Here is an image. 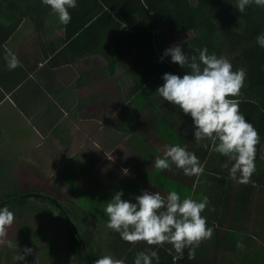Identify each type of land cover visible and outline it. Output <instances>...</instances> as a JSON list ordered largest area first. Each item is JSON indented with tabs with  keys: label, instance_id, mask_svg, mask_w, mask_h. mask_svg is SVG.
<instances>
[{
	"label": "trees",
	"instance_id": "obj_1",
	"mask_svg": "<svg viewBox=\"0 0 264 264\" xmlns=\"http://www.w3.org/2000/svg\"><path fill=\"white\" fill-rule=\"evenodd\" d=\"M234 2L235 0H233ZM233 3L231 0H77L76 7L69 9L71 20L67 25L62 24L61 42L49 37L50 50H57V52L44 50L45 56L41 57L43 54L40 53L38 58H34L36 61L33 63H31L33 60H25L23 57V60H20V66L11 70L7 68V75L14 77L18 73L31 76L33 72L38 71L40 61L47 59L50 61L53 58L56 62L58 57L63 58L67 55H71L73 62L85 64L86 61L88 63L89 58L94 55H89L90 49L96 48V44L102 41L105 45L96 49L100 50L101 56L105 55L109 59V74L115 75L118 66L122 64L126 75L129 74L133 78L127 102H124L117 114L113 116L115 117L113 125L116 124L121 131H125L129 137L128 142L134 144L132 148L137 157L133 158L132 156L129 159V162L131 161L130 168L134 172H140L142 168H139V163H154V159L152 161L151 159L155 146H152L149 137L155 134L165 139L168 144L179 143L186 146L188 150L195 152L202 163L206 162V166H208L206 174L220 173L218 175L221 178L225 173L228 174V169L223 167L225 163L230 165L227 157L215 152L211 144L207 148L197 144L193 140L191 117L172 103L166 100L161 102V98L155 93L157 86L163 83L161 77L164 72L182 75L188 70L170 60L164 58L160 60L161 55L157 51L156 42L162 40L161 35H168L169 38L176 41V44H181L188 55H198L197 50L206 46L209 52H215L217 55H223L230 59L233 70L242 68L246 76L240 90L239 111L252 123L259 135L254 161L255 170L248 183H238L231 178V187H229L225 180L223 181L215 175L218 179L217 183L209 184L212 185L214 193L212 200L217 201L216 208H224L221 200L228 194L231 195V199H234L231 202V224L229 223V227L232 232L235 231L232 241L236 248V240L244 231L242 218L245 216V212L252 213L258 198L264 200V48L259 47L255 40L256 35L264 31V8L250 4L241 13L235 9ZM51 13L49 7L42 5L40 0H19V2L0 0V50L4 53V48L1 45L13 34L16 27L20 26L22 20L16 17H26L38 24L40 19L50 20L48 14ZM40 23L37 25L38 28H40ZM40 29H46V27L41 25ZM45 34L48 37L47 33ZM113 47H118L120 50H115ZM21 52H25V49L21 48ZM88 69L86 70L88 71ZM47 74L48 72L43 76ZM21 77L16 79V82H21ZM96 98L95 96L85 97L82 102L95 101ZM145 108H148L149 113L144 117L141 113ZM53 125L59 129L60 125ZM186 127L188 128L187 133L184 132ZM157 155H162V152L158 151ZM77 158L83 160L88 158L91 161L92 165L89 171L83 163L76 161ZM96 160V156L82 152L76 155L71 162H66L63 167H60L57 175L62 181L68 183V189L71 191L77 183L75 177L81 181L89 179L88 176L92 173ZM215 160L222 161L223 164L217 163ZM75 163L78 164V168L76 171L74 169L72 171L71 167ZM146 167V172L153 175V183L164 191L174 189L181 193L185 189L193 188L197 182L195 181L196 176H185L174 165L170 169H159L155 173H152V167L150 169ZM3 173L6 171L0 172V182L4 181V176L1 175ZM164 175L171 177V180L175 179V183L164 179L166 178ZM53 179H55L54 176ZM70 181L75 183L69 184ZM128 181H132V179L124 177L116 181V185H119L118 187L124 189L123 193H126L123 194L122 199H134L135 195L141 192L140 186L137 191V187L128 184ZM182 185L183 188H178ZM77 189L76 194L77 191L82 192L92 202V205L96 203L95 207H99V209L102 208V204H98L99 200L107 202L108 198L103 199L102 197L103 192L100 194V191L95 190L94 187L81 188L80 185ZM199 189L202 190V188ZM60 193L31 186L24 189L19 186L0 194V206L6 204L11 210L16 206L25 207L31 198L53 204L65 223V229L62 228L63 238L60 240L55 237L49 244L44 245L42 242L46 241V234L42 228L32 231V233L22 230L21 245L28 241L34 245L33 250L41 249L49 254L50 264H52V254L58 255L57 260L61 257L60 251H55L53 248V243L57 242L56 246L59 247L66 245L68 254L72 245L80 262L92 264V261L95 260L97 247L92 244L94 238L87 232L88 223L84 228L86 237L90 240H86L76 224V215L73 210V203L76 201L70 199L63 202L59 196ZM186 195L188 193L181 198ZM72 197L74 198V195ZM80 210H82L83 217L88 218L91 215L81 208ZM227 217L228 211L224 209V212L220 213L218 217L221 225L225 221L228 222ZM106 221L107 217L103 214V221L101 220L99 224L102 225L100 228L103 231L102 241H105L103 243L108 248L107 253L115 258L125 260L126 264H132L135 253L145 248V242L139 240L130 243L122 240L118 233L106 227ZM97 222L96 220V224ZM206 224L214 227L215 222L213 218H210L206 220ZM220 228L221 226H218L216 230ZM256 229L260 231L263 243L255 246L250 252L251 254L248 253L247 256L252 264H264V214L260 226H256ZM64 238L65 240H63ZM39 243L41 244L39 245ZM99 244L102 247V244ZM148 247L157 250L160 264H196V261H190L186 254H183L181 259L173 261V254L169 253L167 249L157 245ZM238 250H240L239 247ZM44 257L45 255L42 256V260ZM31 261L28 257L21 264H33ZM37 262L38 260L34 264ZM61 262L62 260L59 264ZM231 264L237 263L234 261Z\"/></svg>",
	"mask_w": 264,
	"mask_h": 264
},
{
	"label": "rangeland",
	"instance_id": "obj_2",
	"mask_svg": "<svg viewBox=\"0 0 264 264\" xmlns=\"http://www.w3.org/2000/svg\"><path fill=\"white\" fill-rule=\"evenodd\" d=\"M13 2H19V0H13ZM48 15L50 20L44 18V21L43 19H40L38 22L39 24L41 21H43L40 23V25H43L46 27V29L38 28V24H32L29 22V19H27V21L22 20L20 23V27L22 26L19 29L20 34L21 32L26 31L27 35V26L37 27L35 31H32V34L27 35V37L30 36L31 39L25 49V52L27 50V58H25V60H33L31 63L36 61V59L34 60L36 55L42 53L43 55L41 57L45 56L46 53L41 52L42 50L47 52L48 49L50 50V45L48 44V40L50 38L58 39L63 34L62 27L60 26L62 24L59 22L56 15L54 13ZM16 18L23 19V17ZM54 24L57 26L55 29L52 27ZM48 27L49 29L47 30ZM45 33H47L48 37H46ZM161 37L162 40H158L156 42L157 51L160 55L162 54L164 48L172 44H176V41H173V38H169L170 36L168 35H161ZM181 37L183 38V36ZM96 45V48H98L99 46L102 47V45H105V43L101 41ZM3 48L5 49L6 47L3 46ZM96 48L90 49L89 55H94L89 58L88 63H86V61L85 64H79L77 62L73 63V72L71 75L66 77L65 71L63 69H59L57 71L61 75L60 82L66 81V84L60 85L68 86V88H64L63 95H46L47 98H50L49 102H51L54 107L58 108L56 109L57 112L59 110L62 111V114H58L60 118L58 117L55 119L54 114L53 121L55 122V125L58 124V122L60 123L59 129H56L54 126H52L53 122H51V120H49L51 123L49 124L48 128L47 125H44V123L40 122L41 120L39 119L32 123V121L27 117V108H32L30 106L32 103L31 101L28 102L26 95H24L22 100L18 102L9 98L4 99L0 93V131L3 129L2 127H5V130H3L5 137L0 136V161H5L6 163L10 164L0 166L7 167L4 169V171H6L5 175H3L4 181L0 182V194L19 186L24 189L31 186L49 192H61L59 196L63 202L74 199L76 202L73 203V210L75 212L74 215H76V224L78 225L82 234L85 236L86 240H90L86 237L84 228L86 227V223H88L87 232L92 235V238H94L92 240V244L97 247L95 250V259L98 258V255L109 254L107 253L108 248L106 247L105 243H103L105 241H102L103 231L100 229L102 225L99 224L101 220L103 221L104 213L102 208L99 209V207H95L96 203L92 205V202L85 195H83L82 192L77 191L76 194V190H78L77 188L80 185L81 188L94 187L95 190L100 191V194L103 192V199H109L115 193V191L122 189L118 187L119 185H116L117 180L124 177L130 179L135 177L136 172L130 168L131 161L129 162V159L132 156L133 158L137 157V154H135L132 148L134 144H130L128 142L129 137L127 136V133L125 131H121L118 126H116V124L113 125L115 122V117L113 116L116 115L120 110L121 105L124 102H127L126 100L128 99L133 78L130 77L129 74L126 75L122 64L118 66L117 73L111 76L109 74V59L105 55L101 56L99 53L100 50ZM113 49L120 50L118 47H113ZM20 53L21 52L15 53L19 60H21L19 56ZM3 59V52L0 50V61ZM164 59L170 60V58L167 56H165ZM46 61H48V59ZM46 61L43 62L41 66L42 68H45L49 65L46 63ZM51 62H55V60L52 59L50 63ZM58 68L61 67L59 66ZM87 68H89L88 71L86 70ZM7 70L0 72V82H2V84H9L11 81L5 80V77L7 78L9 75H7ZM26 71L28 70L26 69ZM48 72L50 73L51 70L48 69ZM67 72L71 71L67 70ZM20 76H22L21 79L23 80V84H27L29 75L25 76V74L19 75L16 73L14 77L19 79ZM32 84H34V82H32ZM31 86L35 87L36 90L38 89L37 85H28L23 88L24 92H26V90H28V88ZM91 96L97 97L96 100L88 101L85 104L83 102L78 104L76 103L83 97ZM47 106H49L47 101L45 103L42 102L40 108H44V111L40 113V109H38V113H40L38 117L42 115L41 117L45 119L44 117H51L53 115L48 113L46 108ZM148 113V108H145L141 114H143L145 117ZM70 123L74 124V128L71 129L72 132L74 131V133H71L72 139H74L72 146L73 148L70 151L65 150L64 154L58 152L56 154V158H54L53 155L57 149L54 148V143L57 142V137L67 126L70 125ZM39 127L43 128L44 131L48 130V133L42 135V140L38 144L36 139L38 137L41 138V135L37 134ZM47 137H49V140ZM38 141H40V139H38ZM149 141L152 143V146H155V148L153 147L154 155H157L158 151L162 152L163 145L168 143L165 139H162L155 134L149 137ZM83 143H87L88 148L85 149L84 147H78ZM83 149L86 151L83 153L96 156L97 160L92 169V173H90V176H88L89 179L86 178L87 181H81L78 177H75L77 183L73 182L75 185L71 191H69L67 186L68 183H65V181H62L58 177L57 171L59 166L63 167L64 160L71 159V155L77 152L76 150L83 151ZM154 155L152 156L151 161L154 159ZM50 160L52 164L49 163ZM76 161L83 163L84 167L87 168V171H89L90 166L92 165L88 158L85 160L77 158ZM85 164H87V166H85ZM153 164L154 163L152 162H141L139 163V168H145L147 166L146 168L150 169L152 167V173L158 172L159 169H156ZM72 166V171L73 169L76 171L78 164L75 163ZM204 167H206V164H204ZM124 168L128 169L127 174L123 172ZM53 176L55 179H53ZM164 176H166L164 179L175 183V179L171 180V177L167 175ZM73 183L72 181L69 182V184ZM143 183L128 181V184L137 187V191L139 186L141 187V190L146 189L154 191L149 187L146 188V186L151 184H146L145 182ZM171 186L174 188L173 185ZM178 188H183V185L179 186ZM73 195L74 198L72 197ZM99 201L100 202H98V204L101 203L102 207L105 203H107L103 200ZM263 206L264 200L258 198L253 208V213L245 216V218L249 220L253 217L259 221L264 214ZM80 208L85 212H88L87 214L90 213L91 215L88 218H86V216L83 217L84 215L82 210L79 211ZM12 211L14 213V221L13 224L8 228L7 238L11 239L14 243L17 242L18 248L21 252H23L25 246L31 247L32 249L34 248V245L32 243L30 244L28 241L24 245H21L20 240H23L20 237L22 230L32 233V231L42 228L43 232L46 234V241L43 240L42 242L44 245L49 244V242L55 237L60 238V240L63 238L64 232L62 231V228L65 229V223L53 204L38 200L36 198H31L27 206H16ZM93 217H95L98 221V226L96 224L95 218ZM251 221L252 219L250 222ZM234 232L231 233L228 222L225 223L224 226L219 230V234L225 235L226 237H230L231 234H234ZM250 234H254L258 240L260 239V233L251 232ZM63 240H65V238ZM56 243L57 242L53 243L52 246H54L53 248L55 251H60L61 257H59L57 260L58 255L52 254V264H59L60 260H62L61 264H86L79 261L77 252L74 250L72 245L71 251L68 254V247L66 245L59 247L56 246ZM99 243L102 244V247ZM40 244L41 243H39V245ZM15 252V249H10L4 244H0V264H16L14 259ZM46 254L47 253L43 252L41 249H37L26 254L25 259L27 260L28 257H30L33 264L36 260H38L36 264H50V256L49 254ZM43 255H45V257L42 260ZM231 255H236L244 259V256L240 255L238 251L235 252L231 250ZM22 261H18L17 264H21ZM242 262L243 263L236 261L237 264H251L245 261Z\"/></svg>",
	"mask_w": 264,
	"mask_h": 264
},
{
	"label": "clouds",
	"instance_id": "obj_3",
	"mask_svg": "<svg viewBox=\"0 0 264 264\" xmlns=\"http://www.w3.org/2000/svg\"><path fill=\"white\" fill-rule=\"evenodd\" d=\"M40 2L48 6L64 25L71 20L69 9L77 5V0ZM233 4L241 13L250 4L264 8V0H235ZM255 40L259 47L264 48V31L259 32ZM197 52L198 55H188L181 44L164 48L160 60L167 56L171 62L188 70L182 75L164 72L161 77L163 83L157 86L155 93L161 102L166 100L191 117L193 140L197 144L206 148L211 144L215 152L227 157L230 165L225 163L223 167L228 169L230 178L238 183H248L255 170L259 135L239 111L240 90L246 73L242 68L233 70L230 59L209 52L206 46ZM3 56L9 70L20 66L19 58L11 49L5 48ZM184 132H188L187 127ZM173 165L185 176L199 177L204 172V164L195 152L179 143H166L162 155L154 157L153 166L164 170ZM123 172L127 174L128 169L124 168ZM122 196L123 189L115 191L103 205L102 211L107 217L106 227L118 233L122 240L145 242V248L135 253L132 264H160L157 250L148 246H163L166 243L171 245L168 251L177 254L174 259L183 256L185 249L191 259L200 242L213 234V226L207 225V217L202 215L205 208L212 210L207 196L199 200L189 195L181 198L174 189L166 193L141 190L134 199H122ZM13 221V211L6 204L0 206V244L16 250L14 259L17 264L33 249L25 246L21 252L18 243L7 238L8 228ZM92 264H126V261L105 254L98 255Z\"/></svg>",
	"mask_w": 264,
	"mask_h": 264
},
{
	"label": "crops",
	"instance_id": "obj_4",
	"mask_svg": "<svg viewBox=\"0 0 264 264\" xmlns=\"http://www.w3.org/2000/svg\"><path fill=\"white\" fill-rule=\"evenodd\" d=\"M24 21H27L26 17H23ZM31 20V19H30ZM29 22H31L33 24V21L31 20ZM22 22V21H21ZM62 27V25H60ZM22 27V26H21ZM20 26L16 27V29L14 30L13 34L11 36H9V38L1 45L4 46L8 49H11L13 52L18 53L21 52V48L26 49L27 45L29 44L28 42L30 41L31 37H27V35L32 34V31L36 30L37 27H33V26H27V35H26V31L21 32L20 34ZM41 28V25L39 26ZM52 27H57L55 24L52 25ZM48 29V28H47ZM53 29V30H54ZM63 31V30H62ZM19 32V33H18ZM63 36V34H62ZM61 36V37H62ZM54 38V40H58L60 41V38ZM53 40V38H52ZM61 42V41H60ZM42 44V43H41ZM54 44V42H53ZM53 51V50H48V52ZM41 52H44V50H42ZM53 52H57L53 51ZM52 53V52H51ZM20 58L21 60H23V57L27 58V50L26 52H21L20 53ZM40 56V54L36 55L35 57L38 58ZM53 57V56H52ZM53 59V58H52ZM51 59V60H52ZM50 60V61H51ZM46 60H42L40 61L39 64V68L37 69L38 71L33 72V75L29 76L27 79V84H23L22 86V80L21 82H16V77H9L7 76V78L5 77V80H11L9 82V84H2V82H0V93L2 94V97L4 99H13L15 101L20 102L22 100V97L24 95L27 96L28 102L31 101V107L32 108H27L28 114L27 117L32 121V123H34V121H36L37 119L41 120L40 122H43L44 125H47V128L49 126V124L51 122L52 126H54L53 124H55L54 120V114H55V119H57L59 117L58 114H62V111H58L56 109V107H54L51 102H49L50 98H47L46 95H55V96H60L63 95V91L64 88H68L67 85H60V84H66V81H62L61 80V75L59 72H57L59 69H63L65 71V76H69L71 75V73L73 72L72 66H73V60H71V55H67V57H58V60H56V62H51L48 60L46 61L47 64H49L47 67L42 68V64L43 62H45ZM66 62H70L69 64H67ZM4 67H3V66ZM61 68H58V67ZM48 69L51 70V72H48ZM3 70H7V67L5 65V61H0V72ZM71 71V72H67ZM46 72H48L47 75L43 76ZM32 82H34V84H32ZM28 85H37L38 89L36 90L35 87H30L28 88V90H26V92H24L23 88L28 86ZM59 92L61 93L59 95ZM29 94V95H28ZM65 96H67L66 94H64ZM80 98V97H79ZM85 97L79 99L76 103L78 104L80 101L82 102V99H84ZM48 102L49 106H47V111L48 113L53 114L51 117H44L45 119H43V117H41L42 115H40L38 117V115L44 111V108H40V106L42 105V102ZM89 100H87L86 102H88ZM85 104V103H84ZM37 106V107H34ZM38 109H40V113H38ZM71 110V109H70ZM72 111V110H71ZM67 112V111H66ZM60 118V117H59ZM51 120V122L49 121ZM60 123L58 122L59 125ZM107 125V124H106ZM55 127V126H54ZM3 129H1L0 131V136H4L3 130H5V127H2ZM74 128V124H71L69 126H67L63 132L57 137V142L54 143L55 147L57 148L55 153H54V158H56V154L58 152H61L62 154H64L65 150L66 151H70L72 150V146H73V141L74 139H72V134L74 133V131L72 132L71 129ZM103 128V127H102ZM101 128V129H102ZM119 128V127H118ZM100 129V130H101ZM48 133V130L44 131L43 128L39 127L37 134L41 135V138H37L36 141L39 144L42 140V135ZM38 139H40V141H38ZM47 139L49 140V137H47ZM81 148H88V144L87 143H83L80 146ZM85 149H83V151H78L77 152H73L74 154L71 155V159L69 160H64V164L67 162H71L73 160V158H75L76 155H79L82 152H86L84 151ZM92 154V153H91ZM220 159V158H217ZM217 163L223 164L222 161H216ZM51 160H50V162ZM204 164H206V162H203ZM5 164L10 165L9 163H6L5 161L2 162L0 161V166H5ZM62 166H59V168ZM1 168V167H0ZM58 168V169H59ZM206 168H208V166L204 167V174L200 175L199 177H195V182L196 184H194L193 188H189V189H185L183 190L180 195L183 196L184 194H187L189 196H191L193 199L199 200L201 199L203 196H207L208 200H209V204L212 206V210L209 211L208 208H205V210L202 212V215L206 216L207 219L213 218V221L215 222L214 224V231L213 234L210 238L202 240L200 242V244L198 245V247L195 248V255L193 258H189L190 261L193 260V262H195L196 264H231V262L234 261H238L240 263H243L242 261L245 262H249L250 260L248 259L247 254H251L250 252L252 251L253 248H255V246H259L263 243V239L261 237V233L259 230L256 229V226H260L261 224V219L258 221L256 219H254L253 217L251 218L252 221L250 222L251 219L247 220L245 218V216L250 215L248 211L245 212V216L242 218V228L244 229L243 234L241 236H239L236 240V248L233 246V237L235 234H231L230 237H226L225 235H221L219 234V230H216V228L218 226H221V228L224 226L225 222L221 225L220 220H219V216L220 213L224 212V209H226L228 211V223L231 224V202L234 201V199H231V195L228 194L227 196H225L222 200L221 203H223V207L224 208H216L215 205L217 203V201H213L212 198L214 197V193H213V189H212V185H209L211 182H216L217 183V178L215 177L218 176L219 179H222L223 181H226V184L231 187V178L229 177L228 174H224L223 176H220L218 174L220 173H210V175L206 174ZM5 167H3V169H0V172L4 171ZM137 174V175H136ZM135 177H132V181L135 183H143L145 182L146 184H151L149 186H146V188H151L152 190L156 191V190H161L162 193H166V191H164L162 188L160 189L158 186H156L152 180H154V178L152 177L153 175H150L149 173L146 172L145 168H142V171L140 172H136ZM1 175H5V173L1 174ZM118 181V180H117ZM144 184V183H143ZM199 188H202L199 189ZM263 199V198H262ZM253 213V211H252ZM239 216V214H238ZM233 217V216H232ZM263 217V215H262ZM250 222V223H249ZM227 223V222H226ZM230 231H231V227H230ZM251 232H257L260 233V239L258 240L257 237L253 234L251 235ZM232 233V231H231ZM150 246H154V245H150ZM165 249H170L171 245L170 244H164L163 246H161ZM238 247L240 250H238ZM231 250L233 251H238L240 253V255L244 256V259H242V257H238L236 255H231ZM170 253V251H169ZM171 253L173 254V261H177L178 259H181V257L174 259L175 256H177V254L174 251H171ZM184 254L188 255V251L187 249H185ZM252 264V262H249Z\"/></svg>",
	"mask_w": 264,
	"mask_h": 264
},
{
	"label": "water",
	"instance_id": "obj_5",
	"mask_svg": "<svg viewBox=\"0 0 264 264\" xmlns=\"http://www.w3.org/2000/svg\"><path fill=\"white\" fill-rule=\"evenodd\" d=\"M1 205H3V204H1Z\"/></svg>",
	"mask_w": 264,
	"mask_h": 264
}]
</instances>
